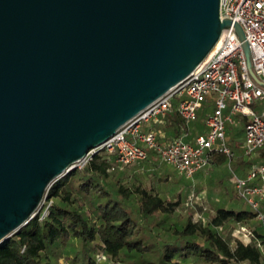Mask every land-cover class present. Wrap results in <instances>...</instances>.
I'll list each match as a JSON object with an SVG mask.
<instances>
[{
    "label": "water",
    "instance_id": "95a60500",
    "mask_svg": "<svg viewBox=\"0 0 264 264\" xmlns=\"http://www.w3.org/2000/svg\"><path fill=\"white\" fill-rule=\"evenodd\" d=\"M230 26L260 82L220 0H0V245Z\"/></svg>",
    "mask_w": 264,
    "mask_h": 264
},
{
    "label": "trees",
    "instance_id": "16d2710c",
    "mask_svg": "<svg viewBox=\"0 0 264 264\" xmlns=\"http://www.w3.org/2000/svg\"><path fill=\"white\" fill-rule=\"evenodd\" d=\"M171 108L159 122L144 123L142 130L153 129L159 138L167 131L172 138L200 132L211 104L206 103L189 125L175 103ZM246 121L238 117L228 126L226 139L234 155L241 148L234 141L235 125L240 132ZM255 153L247 159L239 155L233 165L241 169L233 170L244 175L251 164L264 162V149ZM152 154L149 150L142 163ZM230 162L226 155L214 153L209 164ZM119 165L115 154L102 148L82 167L53 182L40 211L0 245V264H96L97 253L121 264H264V221L256 219L237 193L204 220L178 217L180 192L171 200L154 187L129 184L126 172L116 170ZM162 180L168 181V176ZM260 208L264 211V202ZM254 219L261 226L250 229L249 242L226 230L232 223L248 227Z\"/></svg>",
    "mask_w": 264,
    "mask_h": 264
},
{
    "label": "built area",
    "instance_id": "2783aa9c",
    "mask_svg": "<svg viewBox=\"0 0 264 264\" xmlns=\"http://www.w3.org/2000/svg\"><path fill=\"white\" fill-rule=\"evenodd\" d=\"M220 16L242 27L244 41L250 49L251 69L260 82L249 72L243 40L232 26L227 27L216 46L185 80L122 125L96 151L104 148L115 154L119 164L129 165L145 161L151 150L178 174L191 178L210 163L214 153L233 159L234 152L226 139L227 127L243 116L247 118L243 125L244 154L264 149V0H220ZM175 97L178 98L175 110L187 125L197 120L206 103L211 104L204 119L205 133L190 141L182 136L160 140L155 130H142L144 123L159 122L169 113ZM254 104L259 107L257 110ZM95 149L78 164L84 165ZM229 168L237 195L256 213L257 220L264 221V211L260 208L264 200V162L251 164L244 175ZM44 201L45 198L41 208ZM47 212L46 207L41 217ZM242 230L249 236V242L251 231L245 227ZM100 259L97 256L96 264Z\"/></svg>",
    "mask_w": 264,
    "mask_h": 264
},
{
    "label": "rangeland",
    "instance_id": "374dc122",
    "mask_svg": "<svg viewBox=\"0 0 264 264\" xmlns=\"http://www.w3.org/2000/svg\"><path fill=\"white\" fill-rule=\"evenodd\" d=\"M177 101L178 98L175 97V99H173L175 106ZM253 107L256 110L259 108L255 104ZM150 124L151 123H148V125ZM236 126L237 125H235L233 131L234 141L237 146L243 149L242 146L245 144L244 131L242 130L239 132V127ZM206 130L207 128L203 123L202 130L200 132L205 133ZM241 148H239L240 150L236 152L230 163H223L222 165L208 164L191 178H186L184 176L180 177V174L177 173L173 166L163 162L156 154L150 155L149 160L145 163L129 164L125 166L119 165L116 167V170L126 172V175H128L127 182L129 184L141 183L145 186L154 187L158 189L163 196H167L171 200H175L177 198V193L180 192V203L176 207V215L178 217L191 215L194 220H204L207 216L214 212L219 204L227 201L233 197L234 194H236L231 180V171L229 167L234 169L237 166L233 165V162H236V160L239 159V155L244 153ZM253 155H258V153L247 155L243 154L241 156L244 159H247L252 158ZM77 166H83V163L77 164ZM239 167L240 166H237L238 170L241 169ZM116 170H112L111 173H114ZM164 176H168V181L162 180ZM247 225L248 227H246V225L232 223L226 230L230 231L233 237L247 242L249 240V236L245 235L242 227L250 230L253 227L259 228L261 224L254 219ZM97 254V256H101L98 264H121V262L114 261L113 259L107 257L104 253ZM195 264L203 263L199 262Z\"/></svg>",
    "mask_w": 264,
    "mask_h": 264
},
{
    "label": "crops",
    "instance_id": "0c3cea01",
    "mask_svg": "<svg viewBox=\"0 0 264 264\" xmlns=\"http://www.w3.org/2000/svg\"><path fill=\"white\" fill-rule=\"evenodd\" d=\"M238 118V117H237ZM236 118V119H237ZM236 122V121H235ZM234 124V123H233ZM151 125V124H150ZM149 125V126H150ZM230 125H232V124H230ZM230 125H228V126H230ZM201 130H202V128H201ZM227 130H228V127H227ZM199 133H201V132H190V133H188V134H184V135H182V137L184 138V140H186V141H190V140H192L193 138H194V136H196L197 134H199ZM161 138H160V140H166V139H171L172 138V136H170L169 135V132L167 131V133L165 132V133H162L161 134ZM238 173V172H237ZM238 174H240V173H238ZM195 175V174H194ZM193 175V176H194ZM241 175V174H240ZM262 202H264V200L262 201ZM261 202V203H262Z\"/></svg>",
    "mask_w": 264,
    "mask_h": 264
},
{
    "label": "bare ground",
    "instance_id": "6f19581e",
    "mask_svg": "<svg viewBox=\"0 0 264 264\" xmlns=\"http://www.w3.org/2000/svg\"><path fill=\"white\" fill-rule=\"evenodd\" d=\"M216 46V45H215Z\"/></svg>",
    "mask_w": 264,
    "mask_h": 264
}]
</instances>
